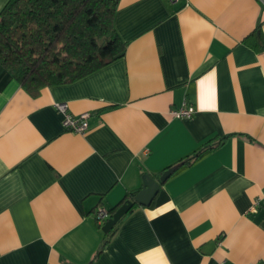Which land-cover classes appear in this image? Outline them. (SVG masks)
Instances as JSON below:
<instances>
[{"label": "crops", "instance_id": "1", "mask_svg": "<svg viewBox=\"0 0 264 264\" xmlns=\"http://www.w3.org/2000/svg\"><path fill=\"white\" fill-rule=\"evenodd\" d=\"M114 25L123 57L37 95L0 63V264H91L96 209L176 164L93 264H264V0H119Z\"/></svg>", "mask_w": 264, "mask_h": 264}, {"label": "trees", "instance_id": "2", "mask_svg": "<svg viewBox=\"0 0 264 264\" xmlns=\"http://www.w3.org/2000/svg\"><path fill=\"white\" fill-rule=\"evenodd\" d=\"M118 3L119 0H8L0 12V63L32 95L45 86L70 83L108 65L126 51V43L114 25ZM201 151L183 161L191 163ZM137 192H130V199ZM118 208L109 210L110 215ZM114 231L115 226L105 232L103 245L91 264Z\"/></svg>", "mask_w": 264, "mask_h": 264}, {"label": "built area", "instance_id": "3", "mask_svg": "<svg viewBox=\"0 0 264 264\" xmlns=\"http://www.w3.org/2000/svg\"><path fill=\"white\" fill-rule=\"evenodd\" d=\"M169 2L176 4L179 2V0H169ZM56 107L63 114V125L65 129L78 133H85L88 130L90 116L89 112H83L77 116L73 115L70 113L66 102H58L56 103ZM194 112L195 109L186 103L183 104V106L172 110V113L178 118H191ZM261 205L264 206V195L258 197L254 203V207ZM96 216L98 221L101 223L108 219L111 215L105 207L99 206L96 209Z\"/></svg>", "mask_w": 264, "mask_h": 264}, {"label": "water", "instance_id": "4", "mask_svg": "<svg viewBox=\"0 0 264 264\" xmlns=\"http://www.w3.org/2000/svg\"><path fill=\"white\" fill-rule=\"evenodd\" d=\"M181 164H176L164 170L158 179L154 178L150 174L144 176V183L142 188L134 195L133 199H129L124 202L113 214L110 216L103 225V231L109 232L114 226L129 212L134 203L137 202L140 205L148 206L151 204L160 186L164 183L172 173Z\"/></svg>", "mask_w": 264, "mask_h": 264}]
</instances>
